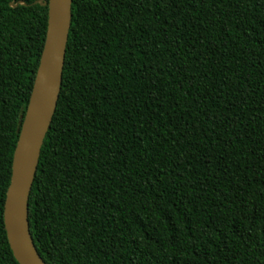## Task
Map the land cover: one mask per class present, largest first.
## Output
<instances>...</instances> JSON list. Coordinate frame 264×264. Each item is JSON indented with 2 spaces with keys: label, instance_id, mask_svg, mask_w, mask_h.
<instances>
[{
  "label": "trees",
  "instance_id": "obj_1",
  "mask_svg": "<svg viewBox=\"0 0 264 264\" xmlns=\"http://www.w3.org/2000/svg\"><path fill=\"white\" fill-rule=\"evenodd\" d=\"M47 27L0 0V264ZM29 221L48 264H264V0H73Z\"/></svg>",
  "mask_w": 264,
  "mask_h": 264
},
{
  "label": "water",
  "instance_id": "obj_2",
  "mask_svg": "<svg viewBox=\"0 0 264 264\" xmlns=\"http://www.w3.org/2000/svg\"><path fill=\"white\" fill-rule=\"evenodd\" d=\"M48 5L44 49L15 148L7 190L4 223L20 264H48L34 241L29 221V197L41 149L60 97L73 0H41Z\"/></svg>",
  "mask_w": 264,
  "mask_h": 264
}]
</instances>
